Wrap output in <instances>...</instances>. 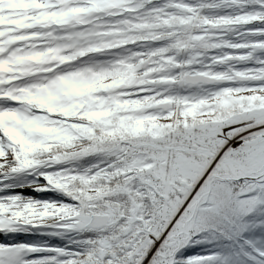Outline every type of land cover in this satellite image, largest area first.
Returning <instances> with one entry per match:
<instances>
[{
  "label": "snow or ice",
  "instance_id": "snow-or-ice-1",
  "mask_svg": "<svg viewBox=\"0 0 264 264\" xmlns=\"http://www.w3.org/2000/svg\"><path fill=\"white\" fill-rule=\"evenodd\" d=\"M0 264H264V0H0Z\"/></svg>",
  "mask_w": 264,
  "mask_h": 264
}]
</instances>
